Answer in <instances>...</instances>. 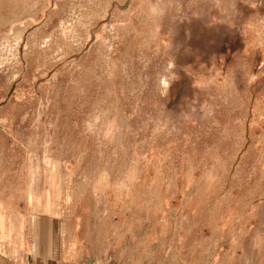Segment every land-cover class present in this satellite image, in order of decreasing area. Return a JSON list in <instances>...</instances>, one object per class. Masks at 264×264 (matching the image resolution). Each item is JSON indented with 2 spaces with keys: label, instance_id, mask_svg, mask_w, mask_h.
<instances>
[{
  "label": "rangeland",
  "instance_id": "rangeland-1",
  "mask_svg": "<svg viewBox=\"0 0 264 264\" xmlns=\"http://www.w3.org/2000/svg\"><path fill=\"white\" fill-rule=\"evenodd\" d=\"M166 3L0 0V198L193 222L264 264V0Z\"/></svg>",
  "mask_w": 264,
  "mask_h": 264
},
{
  "label": "crops",
  "instance_id": "crops-1",
  "mask_svg": "<svg viewBox=\"0 0 264 264\" xmlns=\"http://www.w3.org/2000/svg\"><path fill=\"white\" fill-rule=\"evenodd\" d=\"M45 193L42 203L33 191L24 205L0 198V264H263L257 252L253 258L242 252V236L212 235L200 251L193 222L175 220L176 234L163 235L161 221L152 230L150 218L111 209L93 227L85 216L72 217L54 192Z\"/></svg>",
  "mask_w": 264,
  "mask_h": 264
},
{
  "label": "clouds",
  "instance_id": "clouds-1",
  "mask_svg": "<svg viewBox=\"0 0 264 264\" xmlns=\"http://www.w3.org/2000/svg\"><path fill=\"white\" fill-rule=\"evenodd\" d=\"M167 8L166 0H148L147 13L150 18L158 19L161 17ZM91 119L93 121H102L105 119L104 113L94 114ZM90 130V129H89Z\"/></svg>",
  "mask_w": 264,
  "mask_h": 264
}]
</instances>
